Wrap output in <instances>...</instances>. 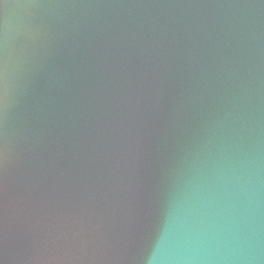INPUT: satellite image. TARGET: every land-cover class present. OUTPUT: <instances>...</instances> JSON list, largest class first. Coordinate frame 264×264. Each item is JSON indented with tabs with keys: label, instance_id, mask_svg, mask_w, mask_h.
Segmentation results:
<instances>
[{
	"label": "water",
	"instance_id": "1",
	"mask_svg": "<svg viewBox=\"0 0 264 264\" xmlns=\"http://www.w3.org/2000/svg\"><path fill=\"white\" fill-rule=\"evenodd\" d=\"M0 264H264V0H0Z\"/></svg>",
	"mask_w": 264,
	"mask_h": 264
}]
</instances>
